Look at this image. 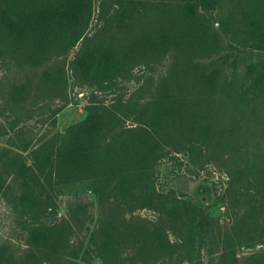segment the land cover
<instances>
[{"label": "rangeland", "instance_id": "374dc122", "mask_svg": "<svg viewBox=\"0 0 264 264\" xmlns=\"http://www.w3.org/2000/svg\"><path fill=\"white\" fill-rule=\"evenodd\" d=\"M90 1L92 14L81 38L70 46L80 34L70 35L65 50L39 65L16 58L12 40L0 34V264H102L94 235L123 220L158 228L178 244L153 264H218L228 238L234 264L264 254V189L253 170L264 159V91L248 73L264 61V52L253 50L242 33L246 14L263 19V8L258 10L255 0H222L214 13L204 14L205 41L178 48L160 43L166 26L158 18L177 14L185 0H136L137 13L145 8L141 17L122 25L115 17L122 0ZM101 43L126 59L124 72L112 82L87 76L78 66L84 53ZM202 72L217 73L212 85L196 82ZM185 97L195 99L193 107L211 118L214 131L180 154L169 150L156 167L155 183L168 197L161 208L112 198L108 181L60 186L50 206L25 202L17 168L31 164L33 151H55L91 107L115 114L116 130L146 125L174 135L177 107L184 110ZM178 205L191 210L193 233L187 241V230L179 235L170 215ZM38 227H54L66 240L65 250L44 258L31 240ZM123 256L129 264L130 252Z\"/></svg>", "mask_w": 264, "mask_h": 264}, {"label": "trees", "instance_id": "16d2710c", "mask_svg": "<svg viewBox=\"0 0 264 264\" xmlns=\"http://www.w3.org/2000/svg\"><path fill=\"white\" fill-rule=\"evenodd\" d=\"M255 2L258 10H264V0ZM221 3L222 0H185L177 14L158 18L166 26L158 34L160 43L181 48L190 41H205L207 19L204 14L214 13ZM136 7V0L118 1L115 15L118 24L131 23L145 9L137 13ZM91 14L90 0H0V34L12 40L16 58L39 65L54 51L65 50L70 35L80 34L70 45L74 46L83 34L79 31L88 26ZM243 25V36L251 48L264 52V18L249 12ZM222 26L228 33L227 19ZM147 35L146 42L156 46V40ZM78 66L87 76L112 82L124 72L126 59L111 45L101 43L85 52ZM248 73L253 83L264 91V61L251 65ZM216 74L202 72L195 79L198 84L210 86ZM183 102L184 110L177 107L179 126L171 127L174 135L146 125L116 130L118 117L115 114L106 108L91 107L83 121L67 129L65 141L55 151H33L31 164H21L17 168L24 181L25 202L39 207L50 206L54 204L60 186L108 181L113 185L112 198L137 204L142 209L161 208L168 197L155 183L156 167L169 156V150L180 154L186 148L190 149L195 138L209 136L214 131L211 118L193 107L195 99L185 97ZM253 170L259 186L264 189V159L258 161ZM233 179L236 182V177ZM235 182L231 184L234 186ZM104 197L101 193L100 198ZM170 215L178 234L187 230L186 241L190 240L193 219L188 206H173ZM94 236L96 253L102 264H124L127 258L123 253L126 252L131 254L129 264H153L170 256L178 247L158 228L125 220L103 225ZM31 240L44 258L57 255L66 248V240L54 227L36 228ZM224 245L218 264H234L229 252V238ZM83 259L88 261L89 255L85 254ZM247 264H264V254L252 256Z\"/></svg>", "mask_w": 264, "mask_h": 264}]
</instances>
